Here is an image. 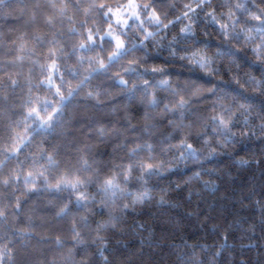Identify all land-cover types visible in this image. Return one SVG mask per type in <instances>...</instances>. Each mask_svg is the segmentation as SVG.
Masks as SVG:
<instances>
[{
	"label": "clouds",
	"instance_id": "9594fccd",
	"mask_svg": "<svg viewBox=\"0 0 264 264\" xmlns=\"http://www.w3.org/2000/svg\"><path fill=\"white\" fill-rule=\"evenodd\" d=\"M0 264H264V0H0Z\"/></svg>",
	"mask_w": 264,
	"mask_h": 264
}]
</instances>
